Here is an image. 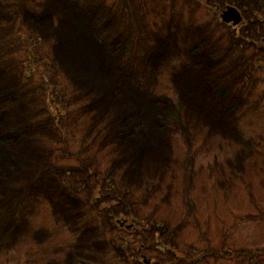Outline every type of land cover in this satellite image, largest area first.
Wrapping results in <instances>:
<instances>
[{
	"label": "rangeland",
	"instance_id": "rangeland-1",
	"mask_svg": "<svg viewBox=\"0 0 264 264\" xmlns=\"http://www.w3.org/2000/svg\"><path fill=\"white\" fill-rule=\"evenodd\" d=\"M227 5L243 16L236 26L222 20ZM57 29L73 33L69 62L102 61L135 103L178 102L199 60L231 70L223 100L239 107L182 111L183 124L165 122L163 156L134 169L95 72L81 87L62 68ZM0 85L17 99L0 103V131L21 126L38 155L12 177L21 160L0 147V264H264V0H1Z\"/></svg>",
	"mask_w": 264,
	"mask_h": 264
},
{
	"label": "trees",
	"instance_id": "trees-1",
	"mask_svg": "<svg viewBox=\"0 0 264 264\" xmlns=\"http://www.w3.org/2000/svg\"><path fill=\"white\" fill-rule=\"evenodd\" d=\"M107 23L108 22H105V25H107ZM105 30L118 34L117 28L109 27L105 28ZM57 34L60 36L59 47L62 52L61 66L66 69L67 64H69L70 68L67 71L68 74L77 78L81 87L84 85L85 79L90 77L92 72H95L94 75L97 77L96 82H98V85H102V87L98 89L99 98L105 103V109L102 111V114L109 111L113 112L112 109H109L111 106L115 108V116L110 124L112 126L110 132L114 134L112 139L122 147L123 151L128 152L122 159L132 164L134 169L140 168L145 162L153 161L163 156L164 151L168 149L169 146V137L166 132L165 122L167 123L169 119H173L179 125L183 124L182 111L185 110L189 118L198 120V112L201 111L199 106H204L207 102L214 108H220L223 103L225 105L227 104L224 110L233 112H236L235 109L239 107V97L230 98L228 101L223 100V97H228L227 95L229 92V96L231 95L236 80L231 76V70L227 71V67H225L222 62L217 64L218 66L215 69L213 62H202L199 60L193 62V65L187 73L188 76L186 74L183 77L184 81L180 88L181 92L178 102H173L172 100L169 102L167 98H163L155 103L156 110L154 111L146 105L143 106L139 103H135L130 96H127L126 94H128L127 90H129V88L124 81V78L127 77L122 76L123 78L119 81L116 80V76L109 77L102 61L93 62L94 67L88 65L85 69H78L79 67L75 63L71 60L69 62L68 58L70 54H74L75 49L73 33L69 29H57ZM119 41L121 44L120 47H125L123 51L130 49V46L125 45L126 42L124 40ZM122 41H124V43ZM197 46H200V43ZM108 48L109 47H107V49ZM107 52L110 53V57H114V55L117 54V50L112 47H110ZM98 53L101 55V52L98 51ZM116 69H119V67L115 66L114 70ZM116 74L117 73H115V75ZM126 76L129 77L130 72ZM211 79L215 82L210 85L209 81ZM93 90L94 89L90 91ZM212 91H214L213 96H211ZM11 92L12 89L10 85H0V97H6L4 100L0 101L4 106H8L17 100L13 95H10ZM108 99L109 103L107 105ZM123 100H125L126 103L122 102ZM200 100H202V103ZM129 110L131 111L129 112ZM138 118H141V120H138ZM216 118L217 115H213L212 121L216 120ZM213 125L215 124H208V126ZM20 127L17 128L16 133H12L11 131L9 133L0 131V147L8 144L13 148L11 151L13 152L12 158L8 160L10 164H15L16 161L21 160L18 164V166L21 167L20 169L13 170L10 168L11 170L8 171L13 172V174H11L12 177L18 176L19 178L23 173L29 174L30 172L31 174L37 166L35 158L38 159V155L34 151L35 148L29 144V138L27 140L25 135L22 137L21 131H18ZM216 129L222 132L226 127L221 125L218 128H214V130ZM13 140H15L16 143H14ZM27 154H29V158H31L29 163L26 160ZM18 155L20 156L19 158L17 157ZM3 162L4 160L1 161V164ZM119 164L120 163L117 162L113 168L116 169L117 167H121L124 163L121 165ZM4 174L5 172L0 169V177H3ZM2 216L3 214H0V236L7 234V231L5 232L2 227L7 216Z\"/></svg>",
	"mask_w": 264,
	"mask_h": 264
},
{
	"label": "water",
	"instance_id": "water-1",
	"mask_svg": "<svg viewBox=\"0 0 264 264\" xmlns=\"http://www.w3.org/2000/svg\"><path fill=\"white\" fill-rule=\"evenodd\" d=\"M221 17H222V20L225 22H228V23L232 22L233 26H236L237 24L241 23L243 20V16L240 10L233 5H227L221 14ZM130 225L133 226V223ZM130 225H127V226H130Z\"/></svg>",
	"mask_w": 264,
	"mask_h": 264
}]
</instances>
